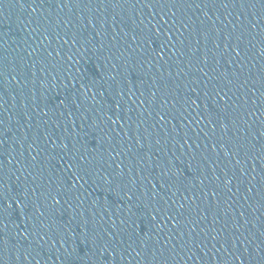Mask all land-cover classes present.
<instances>
[{
    "label": "water",
    "instance_id": "water-1",
    "mask_svg": "<svg viewBox=\"0 0 264 264\" xmlns=\"http://www.w3.org/2000/svg\"><path fill=\"white\" fill-rule=\"evenodd\" d=\"M0 264H264V0H0Z\"/></svg>",
    "mask_w": 264,
    "mask_h": 264
}]
</instances>
